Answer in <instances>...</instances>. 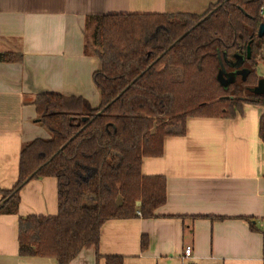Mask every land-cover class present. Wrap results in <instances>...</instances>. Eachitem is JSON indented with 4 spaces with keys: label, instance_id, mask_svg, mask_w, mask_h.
I'll return each mask as SVG.
<instances>
[{
    "label": "trees",
    "instance_id": "1",
    "mask_svg": "<svg viewBox=\"0 0 264 264\" xmlns=\"http://www.w3.org/2000/svg\"><path fill=\"white\" fill-rule=\"evenodd\" d=\"M263 4L216 0L202 13L86 17L83 52L98 59L92 81L99 102L37 94L32 104L48 137L23 143L17 180L1 191L0 213L14 214L26 183L56 179V213L18 219L20 255L53 256L56 264H69L83 248H97L105 221L154 217L166 201V179L144 175L143 158L160 155L164 138L183 134L189 116H232L243 102L264 106V94L250 91L260 79ZM248 44L251 56L242 64L248 74L223 86L217 74L221 64L228 67L224 55L245 53ZM18 57L0 52V61ZM259 136L264 143V111ZM147 241L141 237L142 248ZM105 264H123V258L107 255Z\"/></svg>",
    "mask_w": 264,
    "mask_h": 264
},
{
    "label": "crops",
    "instance_id": "2",
    "mask_svg": "<svg viewBox=\"0 0 264 264\" xmlns=\"http://www.w3.org/2000/svg\"><path fill=\"white\" fill-rule=\"evenodd\" d=\"M215 1L0 0V52L20 56L0 61V199L17 180L23 143L48 137L32 104L37 94L99 101L92 81L98 59L83 52L87 16L202 13ZM224 69V77L233 72ZM256 74L264 78V45ZM263 111L243 102L232 116H189L183 134L166 136L162 153L142 160L144 175L165 177V204L151 218L105 221L97 248H83L69 264H105L107 255L123 264H264ZM19 196L16 213H0V264H56L53 256L18 253L19 217L56 213V179H32Z\"/></svg>",
    "mask_w": 264,
    "mask_h": 264
},
{
    "label": "water",
    "instance_id": "3",
    "mask_svg": "<svg viewBox=\"0 0 264 264\" xmlns=\"http://www.w3.org/2000/svg\"><path fill=\"white\" fill-rule=\"evenodd\" d=\"M263 35H264V16L257 30V36L262 37ZM250 56H251L250 44L247 45L245 53L233 54L232 57L236 59L235 61L227 60L226 55H224L225 63L232 68H236V70H234L233 72H230L229 74L225 73L227 77H224V71H225L224 67L225 66L224 64H221L220 70L218 71V74H217V79L219 80V82L223 86H226L229 83H231L235 79L236 75L238 74L242 75V77H245L246 74H248L249 69H247L246 67H242V64L244 60L250 58ZM250 91L256 95H263L264 94V78L261 77L258 80L257 84L250 88ZM136 205L137 206L140 205V201H136Z\"/></svg>",
    "mask_w": 264,
    "mask_h": 264
},
{
    "label": "built area",
    "instance_id": "4",
    "mask_svg": "<svg viewBox=\"0 0 264 264\" xmlns=\"http://www.w3.org/2000/svg\"><path fill=\"white\" fill-rule=\"evenodd\" d=\"M260 15L263 17L264 16V4L260 7ZM192 254V246L191 245H186L183 250V255L184 257H190Z\"/></svg>",
    "mask_w": 264,
    "mask_h": 264
},
{
    "label": "flooded vegetation",
    "instance_id": "5",
    "mask_svg": "<svg viewBox=\"0 0 264 264\" xmlns=\"http://www.w3.org/2000/svg\"><path fill=\"white\" fill-rule=\"evenodd\" d=\"M259 14H260V9H259ZM227 70H228V71H234L235 68H232V67L228 66V67H227Z\"/></svg>",
    "mask_w": 264,
    "mask_h": 264
},
{
    "label": "rangeland",
    "instance_id": "6",
    "mask_svg": "<svg viewBox=\"0 0 264 264\" xmlns=\"http://www.w3.org/2000/svg\"><path fill=\"white\" fill-rule=\"evenodd\" d=\"M173 73H175V72H173ZM174 76H175V74H174ZM99 102V101H98ZM98 104V103H97Z\"/></svg>",
    "mask_w": 264,
    "mask_h": 264
}]
</instances>
